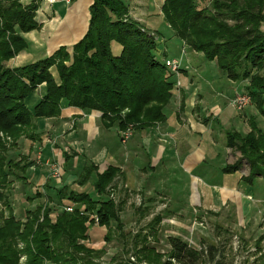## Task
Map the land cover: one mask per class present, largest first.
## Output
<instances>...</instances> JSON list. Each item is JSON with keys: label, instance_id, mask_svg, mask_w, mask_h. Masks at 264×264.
<instances>
[{"label": "trees", "instance_id": "obj_1", "mask_svg": "<svg viewBox=\"0 0 264 264\" xmlns=\"http://www.w3.org/2000/svg\"><path fill=\"white\" fill-rule=\"evenodd\" d=\"M197 1L204 6L199 7ZM37 9L36 0L28 5L20 0H0V132L12 140L8 147L0 140V191L10 183L7 178L13 175L12 170L19 169L18 162L7 159L9 150L20 138L34 142L35 137L28 133L37 118H58L67 106L99 112L102 124L106 128L116 126L119 133L138 132L166 121L163 111L172 97L173 84L156 57L155 39L130 19L122 0H92L87 31L70 48L60 47L51 56L18 67L5 66L27 49L21 33L40 29L35 21ZM161 14L176 38L206 61H214L228 80H248L249 97L264 118V77L258 74L264 65V0H163ZM112 43L121 47L118 55L113 54ZM41 85L44 94L31 106L33 93ZM224 133L225 146L238 151L249 165V175L241 182L252 186L257 178L264 181V128L252 125L244 136L234 131ZM68 159L64 156L65 162ZM239 163L226 165L221 172L234 174ZM32 165H21L20 171ZM119 175L116 166L108 165L99 172L86 161L76 182L80 186L91 182L101 200L63 186L55 190L63 209L54 218L49 207L39 205L26 211L24 220L17 219L6 205L8 215L0 221V264H20L22 256L24 264H101L106 251L92 249L85 242L93 225L91 215L106 229L105 243L111 241L114 230L122 231L119 214L123 202L115 204L107 197ZM22 181H26L25 174ZM67 206L72 212L64 210ZM161 220L162 215L154 216L145 233L141 230L133 236L131 254L113 257L109 264H172L171 260L177 264L204 260L221 264L214 245L202 243L201 249L195 250L175 237L167 238L170 250L166 255L157 252L149 239L156 242Z\"/></svg>", "mask_w": 264, "mask_h": 264}, {"label": "rangeland", "instance_id": "obj_2", "mask_svg": "<svg viewBox=\"0 0 264 264\" xmlns=\"http://www.w3.org/2000/svg\"><path fill=\"white\" fill-rule=\"evenodd\" d=\"M58 1L69 3V0H36L38 9L35 13V17L36 14L39 13L40 9L44 10L48 7L50 9L52 8L53 3ZM30 2L31 0L28 4H30ZM151 2L153 7H155V11L158 12L161 8V3H163L162 0H152ZM197 2L199 7L204 6V2ZM42 10H40V12H42ZM261 29L264 30V25H262ZM145 30L149 31L150 36H152L156 41V57H159V54H162L163 58H165L167 52H163L161 51L162 49H158L160 39L158 34L151 30ZM111 50L114 55H118L121 51V47L116 43H112ZM21 53L22 51L17 55ZM17 55L11 60L5 62L4 65L10 68L16 67L12 61L17 57ZM186 55L189 59H187ZM176 58L179 60V68L177 72L172 73L168 71V74L170 75L169 80L173 84L172 97L163 111L164 115L168 119L167 123L172 125L170 127H172L173 130L168 128L167 132H163L162 128H160V130L155 129L156 132L161 134V136L157 135V144H190V142L196 143V141L201 139V142L199 141L200 144H209L210 140H212L214 141V144L223 146L226 141L224 133L226 130L223 131V128L228 129L229 124L227 122L234 117L241 119L243 122L235 124L237 129L232 128L227 131L243 133V129L246 130V126H248L249 129L252 125L259 129L264 126V118L260 115L251 99L250 104L241 110H238L234 104L236 96L243 95L249 97V92L247 90V86L249 85L248 80L228 81V79L221 75L214 62L206 63V60L201 53H196L190 50L184 43L180 49L179 56ZM258 74L264 77V65L263 68L258 71ZM54 76L56 77L55 73ZM208 76L212 77L214 82H210L211 80L203 82ZM209 82V85L215 86L218 92L211 91V89L208 88V90L212 92L211 95H213V97L209 99L207 107H205L206 105H203L204 103L202 102L204 92L201 91V93H194L196 91L195 87L200 86V83L207 85ZM38 88L39 87H37V89ZM183 88H186L187 90L191 88V91H189L191 92L190 95L192 97L195 95V98L193 97L194 101L191 102V118L201 122L210 114L211 101L216 100V104L222 111V114L220 115V113H217L213 117L219 119L220 116L219 120H222L221 125L218 126L215 123L212 124L211 131L208 134L205 133L203 137L201 135L197 136L195 132H191V129L187 130L185 126V115L187 114V116L190 117L189 102L185 106L184 112L179 110L182 109L180 94ZM37 89L34 91L33 96L35 93L37 94ZM33 96L32 100H34ZM234 114L235 116L232 117ZM226 118L229 120L226 121ZM133 133V131H130V135L127 138L124 137V134H118V144H131L130 140ZM28 135L29 137H35L34 142L29 139L20 138L17 141V144H15V147L10 149L7 154L8 160H12L15 163L18 162L17 167L19 169L12 170L13 175L7 178L10 183L0 191V195L3 197V200L0 201V221L1 217H7L8 215L6 205H10L11 210L17 219L24 220L25 212L33 210L39 205L49 207L51 211L50 216L51 218H54V216L63 209L55 196V190L57 187L60 189L63 186H67L69 190L74 192H85L89 194L93 200H101V196H98L94 192L91 182H88L84 186L77 184V175L81 170L82 160H74L72 157L74 155L73 151L69 149L63 150L61 148L62 150L59 149V151H56L57 156H51L48 159V162L44 163V161L41 160V158H43V152H41L40 145L37 144L38 134H36L33 129L28 133ZM173 135H175V137H173ZM160 138L162 140H160ZM0 140L4 141L7 147L10 143H12L11 138L2 132H0ZM225 147L226 146L224 145V148ZM224 152L225 164L232 165L238 163L239 161L241 162V164L239 163L240 166L238 170L235 172V180H240L242 177H248L249 165L241 158L240 153L235 149L228 147L224 149ZM62 154H65L68 158L73 160H68L66 163H63L64 159ZM126 154L128 156V162H125L126 169H124V171H128V178L125 174H123V176L119 175L111 186L114 203L118 204L121 201L123 202L122 210L119 214L123 226L122 231L115 232L114 230L111 241L105 243L104 235L106 233V229L104 227L101 229L98 225L93 224L88 229L90 242H85L86 245L90 243L93 246L92 249H104L106 251L105 255L102 257V261H100L101 264H109L111 258L113 257L121 259L130 255L131 248L133 246V236L141 230H144L145 233V230H148V223L157 214L162 215V220H166L168 218L171 220L166 224L160 222L157 226L158 235L155 240L158 242L160 238L163 239V242L160 243L159 247V250L163 251L161 254L166 255L168 253H166L167 248L165 249L164 236H179L180 234L183 236H189V238L191 240L194 239L193 241L196 243L201 242L204 244H216L220 250L219 258H221V264H264V241L262 240L264 237L263 179L257 178L256 181H260H254V195L250 197V220L246 230H239L238 228L233 227L234 221L233 215H231V207H228L230 209V213H227L226 215L221 214V216L217 215L219 213H210L202 210L201 208L194 210L191 198H186L187 201L185 200L184 203H182L184 200L183 198L172 197L166 192L168 182L166 178L168 175L165 173V170L167 169L163 163H158L151 168L144 155H132L130 150L126 151ZM137 156H139V159ZM226 161H229V164L226 163ZM29 162H33V165L27 168L26 171H20L21 165ZM113 164L117 165L115 162ZM106 166L107 164L101 165L100 169ZM55 170H57L60 175V177L56 179L53 178ZM202 170L203 168L195 174L201 175V177H203L207 182L215 179V176L207 174L204 175ZM30 171L37 172V175L41 174L42 178L37 180H28L27 177ZM24 174L26 177L25 182L22 181ZM30 174L32 173L30 172ZM147 177H149L152 181L147 183L148 187L150 185L153 187V190H150L149 192L145 189L137 190L135 188L136 184L142 182V179ZM94 179L95 177L92 176L91 181ZM242 185L247 186L244 183H242ZM38 195L40 196L38 197ZM137 196L139 198H137ZM107 197L109 198V195ZM49 200L50 203H48ZM64 203L66 204L67 202ZM144 208H147L148 211H142ZM80 209H82V207H80ZM221 212L225 213L223 210ZM115 226L116 223L111 221V227L115 228ZM149 243L151 246H155L151 238L149 239ZM18 245L19 248L23 247V244L21 243ZM25 260V256H22L20 258V264H24ZM164 260H166V258ZM197 264L210 263L204 260Z\"/></svg>", "mask_w": 264, "mask_h": 264}, {"label": "crops", "instance_id": "obj_3", "mask_svg": "<svg viewBox=\"0 0 264 264\" xmlns=\"http://www.w3.org/2000/svg\"><path fill=\"white\" fill-rule=\"evenodd\" d=\"M29 1L30 0H21V3L27 5ZM122 1L128 7V16L131 20L137 22L145 29L154 31L158 34L160 38L158 49H165L167 52L166 57L176 58L179 56L183 43L174 36L173 31L163 21L161 8L156 12L151 2L152 0ZM91 4L92 0H69V3L58 1L53 3L50 9L49 7L44 10L40 9L42 12L39 10V13L36 14L35 21L41 25V28L39 30L21 33L22 38L27 44V49L22 52L23 54L17 55L12 63L18 67L34 62L40 58L50 56L60 47L65 46L70 48L73 44L77 43L87 31L90 17L89 6ZM186 57L189 59L187 55ZM213 62L206 61V63ZM220 73L226 78L221 71ZM209 80H211L210 82H214L213 78L210 76L206 77L203 82ZM210 82L207 85L200 83V86L195 87L196 91L194 94L201 93V91L204 92L202 102L204 103L203 105H206L205 107H207L209 99L213 97V95H211L212 92H210L208 88H210L211 91L218 92L215 86L209 85ZM191 88L188 90L183 88L180 94L182 109L179 110L184 112L185 106L189 102V116L192 110L191 102H193L195 98V95L193 96L194 98L190 95L191 92L189 91H191ZM43 94L44 85H41L37 89V94L35 93L33 96L34 100L31 98L30 105H34ZM210 105V114L201 122L191 118V116L188 117L187 114L185 115V126L187 130L191 129V132L193 131L197 136L201 135L203 137L205 133L208 134L211 131L212 124L221 125L222 120H219L220 116L219 119L213 117L217 113H220V115L222 114V111L216 104V100L211 101ZM100 116L101 114L96 111H80L63 106L61 116L58 118H37L34 131L38 134L37 144L40 145L41 148H39L41 152H43V158H41V160L46 163L51 156H57L56 151H59V149H69L74 153L72 156L74 160H82V166L88 161L97 166L99 172L104 170L108 165L116 166L120 170V175L123 176V174H125L128 178V171H124V169H126L125 162H128L126 151L130 150L132 155L142 154L146 157L147 163L151 168L158 163H163V165L166 166L167 170H165V173L168 175L166 178L168 180L166 192L168 195L180 197L181 199L183 198L184 200L182 203H184L185 200L187 201L186 198H191L194 210L201 208L210 213H219L217 215L220 216L221 214L226 215L230 213L228 207H231V215H233L234 221L233 227L239 230L247 229L250 220V197L254 195L255 185L244 186L239 179L235 180V173L223 174L221 172L227 165L224 161L225 144L220 146L219 144H214L212 140H210L209 144H200L201 139H199L200 142H190V144H157V135L161 136V134L156 132L155 129L160 130V128H162L163 132H167L168 128L173 130V128L170 127L172 125L167 123L168 119L166 118V121L162 124H156L147 130L134 131L130 140L131 144L122 145L118 144L117 141L118 134L120 133L117 131L116 126L106 128L102 124ZM234 116L235 114L232 115V117ZM228 120L229 119L226 118V121ZM240 122L243 121L237 117L232 118L227 122L229 124L228 129H237L235 124H240ZM263 127L264 126H262V128ZM228 129L223 128V131ZM243 131V133L239 134L245 135L250 129L246 126V130L243 129ZM173 137H175V135H173ZM160 140L162 139L160 138ZM39 156L41 157L40 154ZM64 156L66 155L62 154L63 159ZM137 158L139 159V156H137ZM73 159L69 158L68 160L70 161ZM114 162L117 163V165L113 164ZM63 163H66L65 160H63ZM226 163L229 164V161H226ZM104 164H107V166L100 169V166ZM201 168H203L202 172H204V175L215 176V179L207 182L201 175L195 174L197 171H200ZM30 172L27 177L28 180L42 178L41 174L37 175L35 171ZM149 181H151L149 177L144 178L142 182L136 184L135 188L137 190L145 189L149 192L153 190V187L150 185L148 187L147 183ZM56 189H58V187ZM222 210L225 211V213L221 212ZM168 221H171L170 218L162 220L161 223L166 224ZM101 229H103V227H101ZM169 237L179 238L195 250H199L202 244L201 242L196 243L193 241L194 239L191 240L189 236L186 235H167L164 236L165 249L167 248L166 253L170 250V246L167 243V238ZM262 240L264 241V237ZM87 241L90 242V237ZM161 242H163L161 238L157 243L154 242V247L159 253H163V251L159 250ZM210 244L217 248V258L220 255V250L216 244ZM87 246L90 248L93 247L90 243H88Z\"/></svg>", "mask_w": 264, "mask_h": 264}, {"label": "built area", "instance_id": "obj_4", "mask_svg": "<svg viewBox=\"0 0 264 264\" xmlns=\"http://www.w3.org/2000/svg\"><path fill=\"white\" fill-rule=\"evenodd\" d=\"M161 51L165 52V49H162ZM159 60L163 63V65L165 66V68L172 73H176L178 68H179V60L177 58H163L162 54H159ZM234 104L237 107L238 110L244 109L246 106H248L250 104V98L248 96H243V95H239L236 96V99L234 100ZM130 131L131 130H127L125 132H122L121 134H124V137L127 138L130 135ZM60 175L58 173L57 170H55L54 174H53V178H59ZM112 188V187H111ZM109 189V199L114 200L113 198V194L111 193L112 189ZM137 198H139L137 196ZM72 207L67 206L64 208L65 211L67 212H72ZM80 213L83 214V209H80ZM91 219L93 221L94 225H98V219L95 215H91ZM201 249V247L199 248V250ZM204 253L206 254V250L204 249ZM131 262H134V257H130ZM172 264H177L175 263V261L171 260ZM141 264H146V263H141Z\"/></svg>", "mask_w": 264, "mask_h": 264}]
</instances>
